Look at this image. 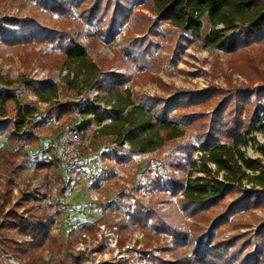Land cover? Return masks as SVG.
Here are the masks:
<instances>
[{
  "label": "rangeland",
  "instance_id": "1",
  "mask_svg": "<svg viewBox=\"0 0 264 264\" xmlns=\"http://www.w3.org/2000/svg\"><path fill=\"white\" fill-rule=\"evenodd\" d=\"M93 1L80 0L76 3L77 1L71 0V9L57 15L47 14L36 0H0V18L44 15V24L56 29L55 33L62 38L11 45L0 42V89L12 91L20 100L21 106L32 111V122L40 118L48 103L38 101L34 93L25 91L21 80L49 79L55 82L58 89L53 99L57 101L81 99L85 104L95 97V90L89 87V74H79L80 81L77 89H74V70L63 63L62 42L74 37L85 45L89 59L97 64L99 70L128 76L124 86L129 87L133 96L168 98L180 90L207 89L213 94L206 102L178 110L180 113L203 114L207 119L200 123H204L208 122V117L219 103L225 104V111L231 110L230 103L226 106V97H235L239 91L248 92L249 102L262 115L263 43H252L236 53L205 47L199 40L185 41L182 48H179L176 40L187 36L166 22L157 21L155 13L138 0L135 1L130 16L109 37L102 32L104 26H100L96 19L88 20L85 17V8L90 7ZM141 14L153 21L152 32L145 26L138 31ZM103 18L107 20L108 16ZM133 39L140 42L146 39L145 44L150 47V52L146 53L142 47L134 45ZM141 53H146L143 54V63L138 61V54ZM8 80L12 82L8 83ZM30 101L35 103L31 106L33 109L28 108L27 103ZM12 105L10 102L9 115L14 113L11 111ZM261 118L256 130L247 137V145L240 146L246 157H260L258 146L264 144V115ZM80 120V114L75 113L60 120L47 119L39 125L27 122L23 130L33 132L36 139L23 144H17L16 140L10 138L14 133V125L9 121H6L8 124L5 126L6 123H2L0 202L7 185L11 187L13 199L19 196V191L26 184L40 191L49 188L50 192L41 200V205L51 204L53 210L58 211L52 234L63 246L62 250L51 253L44 251L45 257L52 264H59L61 261L72 264L73 255L79 257V264H98L119 256H123L126 264H159L161 260H174L180 255L191 256L195 240L200 234L197 233L195 239L193 225L200 226L202 223L182 214L181 196L169 195L163 162L178 144L191 143L199 146L201 130L207 124L187 126L184 135L166 141L154 151L130 154L126 150L123 152L122 149L127 148L125 145L120 148L107 137L94 138L95 127L78 129ZM113 149L122 151L121 153L131 158L118 163L113 157L102 155L103 152L110 155ZM193 158L198 160V151L193 154ZM47 161H50V166L35 176L34 167ZM156 173L162 176L161 186L152 189L148 176ZM244 186L247 187L246 184ZM120 193L129 196H120ZM237 194L234 191L227 195L210 210L202 213L211 217L203 218L211 220ZM134 199H140L144 211L155 208L161 214H167L170 210L176 212L175 218L178 215L181 221L183 219V227L191 237L187 245L174 253L171 236L164 232L156 233L149 226L130 227L123 233L124 237L114 231L113 224L127 218L133 209ZM127 205H131V208ZM263 220L264 203L240 210L230 217L228 224L217 234V239L223 240L235 233H251ZM147 223L151 224V220ZM90 224L96 225L92 232L87 229ZM104 236L107 239L102 240ZM256 247L264 259V243ZM256 247L253 242L250 250L253 251ZM232 248L234 247H230L229 251ZM81 251L83 253L80 255ZM0 264H23V258L0 251Z\"/></svg>",
  "mask_w": 264,
  "mask_h": 264
},
{
  "label": "trees",
  "instance_id": "2",
  "mask_svg": "<svg viewBox=\"0 0 264 264\" xmlns=\"http://www.w3.org/2000/svg\"><path fill=\"white\" fill-rule=\"evenodd\" d=\"M36 1L47 14L59 15L73 6L71 0ZM135 1L94 0L90 7L85 8V17L88 20L96 19L100 26H104L102 32L112 37L117 26L122 25L130 16ZM138 1L155 13L157 21L166 22L187 36L176 40L179 48H182L185 41L199 40L205 47L236 53L252 43L264 44V0ZM103 16H108V19ZM152 25L153 21L141 14L138 31L145 26L152 32ZM55 30L44 24V15L0 18V42L9 45L62 39ZM133 40L134 45L142 47L146 53L150 52V47L145 44L146 39L143 42ZM62 44L63 63L74 70V89L78 87L79 74H89V87L95 90V97L85 104L81 99L57 101L53 99L58 89L55 82L49 79L21 80L24 90L34 93L38 101L48 103L47 107L40 118L32 122V111L21 106L20 100L12 91L0 89V129L2 123H6L5 126L8 124L6 121H9L14 125V133L10 138L16 140L17 144L30 143L36 137L33 132L23 130L27 122L39 125L47 119L60 120L79 113L81 120L77 125L78 129L95 127L94 138L107 137L117 147L127 146L122 149L123 152L126 150L130 154H142L154 151L166 141L184 135L187 126L207 124L201 130L199 146L191 143L178 144L163 162L169 195L181 196L182 214L195 218L202 225H193L195 239L196 234H200L195 240L191 256L180 255L174 260H161L159 264H263L261 251L256 246L264 243V220L251 233H235L223 240H218L217 234L228 224L234 213L264 203V144L258 146L260 157L256 158L246 157L240 148L247 145V137L262 120L264 106L260 115L256 106L249 102L248 92L239 91L235 97L225 98L226 106L231 104L230 111H225V104L219 103L208 117V122L200 123L207 119L203 114L180 113L178 110L206 102L213 94L209 90H180L168 98L133 96L129 87L124 86L128 76L99 70L97 64L89 59L85 45L75 37ZM146 53L138 54V61L143 63ZM10 82L12 81L8 80ZM10 102L13 103V115H9ZM33 103L34 101L27 103L28 108L33 109ZM196 151L198 160L193 158ZM121 152L113 149L110 155L107 152L102 155L113 157L118 163L131 158ZM48 166L50 161L37 164L33 174L39 175ZM148 178L152 189L161 186L162 176L158 173ZM45 179L49 182L47 177ZM234 191L238 194L233 201L225 204L211 220L203 218L211 217L203 215V212L210 210ZM49 192V188L40 191L26 184L19 191V196L13 199L10 185L3 189L0 202V251L22 257L23 264H52L45 257L44 251L51 253L62 250L63 246L52 234L58 211H54L51 204L41 205V200ZM120 196L129 195L120 193ZM127 206L131 208V205ZM175 215L176 212L172 210L167 214H161L155 208L144 211L140 199H134L133 209L127 218L114 223L113 227L121 236L133 226H149L156 233H167L172 238V252L176 253L187 245L191 237L183 227V219L181 221V217L177 215L175 218ZM149 219L151 224L147 223ZM95 226L90 224L88 231L92 232ZM105 238L107 239L104 236L102 240ZM252 240L256 247L253 251L250 250ZM230 247H234L232 251H229ZM82 253L79 252L80 255ZM122 258L123 256L113 257L98 264H126ZM79 262V257L73 255L72 264ZM59 264L67 263L61 261Z\"/></svg>",
  "mask_w": 264,
  "mask_h": 264
}]
</instances>
